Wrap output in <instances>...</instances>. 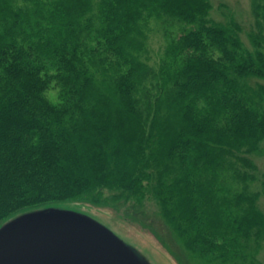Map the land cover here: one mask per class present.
<instances>
[{
	"label": "trees",
	"instance_id": "1",
	"mask_svg": "<svg viewBox=\"0 0 264 264\" xmlns=\"http://www.w3.org/2000/svg\"><path fill=\"white\" fill-rule=\"evenodd\" d=\"M213 9L0 0V226L52 203L153 201L197 264H264V0L248 44ZM53 80L58 106L41 96Z\"/></svg>",
	"mask_w": 264,
	"mask_h": 264
},
{
	"label": "water",
	"instance_id": "2",
	"mask_svg": "<svg viewBox=\"0 0 264 264\" xmlns=\"http://www.w3.org/2000/svg\"><path fill=\"white\" fill-rule=\"evenodd\" d=\"M130 243L83 210L40 207L0 226V264H153Z\"/></svg>",
	"mask_w": 264,
	"mask_h": 264
},
{
	"label": "rangeland",
	"instance_id": "3",
	"mask_svg": "<svg viewBox=\"0 0 264 264\" xmlns=\"http://www.w3.org/2000/svg\"><path fill=\"white\" fill-rule=\"evenodd\" d=\"M214 6L211 13L215 21L225 22L228 13L241 23L243 39L248 44L246 32L254 26V5L256 0H211ZM148 36L146 59L157 66L164 48V38L157 22H152ZM260 175L264 174V158L258 161ZM42 207H56L75 211H85L101 221L128 243L142 249L153 264H197L193 255L182 246L159 215L153 201L140 207L135 203H119L116 207H95L80 202H59ZM264 211V198L260 200ZM264 256V253L262 254Z\"/></svg>",
	"mask_w": 264,
	"mask_h": 264
},
{
	"label": "clouds",
	"instance_id": "4",
	"mask_svg": "<svg viewBox=\"0 0 264 264\" xmlns=\"http://www.w3.org/2000/svg\"><path fill=\"white\" fill-rule=\"evenodd\" d=\"M56 69L51 68L49 70V75L55 76ZM41 76H44V73H41ZM61 88L57 86V82L55 80L51 81L45 90L41 93V96L46 99L51 105L58 106L63 103L61 98Z\"/></svg>",
	"mask_w": 264,
	"mask_h": 264
}]
</instances>
